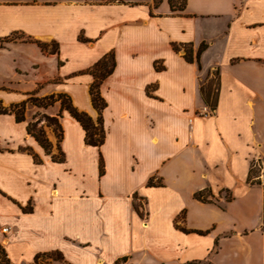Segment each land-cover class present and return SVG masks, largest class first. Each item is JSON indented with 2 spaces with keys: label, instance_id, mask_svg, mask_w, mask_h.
Listing matches in <instances>:
<instances>
[{
  "label": "crops",
  "instance_id": "obj_1",
  "mask_svg": "<svg viewBox=\"0 0 264 264\" xmlns=\"http://www.w3.org/2000/svg\"><path fill=\"white\" fill-rule=\"evenodd\" d=\"M164 1L0 0V40H31L0 48L5 106L65 94L96 119L89 71L108 54L115 64L99 88V148L62 111L59 143L45 127L51 155L64 157L53 162L26 121L0 115L8 264L52 253L64 264H264V0H186L179 13ZM214 71L210 113L199 88ZM252 167L261 175L249 178ZM204 190L210 203L194 198Z\"/></svg>",
  "mask_w": 264,
  "mask_h": 264
},
{
  "label": "trees",
  "instance_id": "obj_2",
  "mask_svg": "<svg viewBox=\"0 0 264 264\" xmlns=\"http://www.w3.org/2000/svg\"><path fill=\"white\" fill-rule=\"evenodd\" d=\"M116 1V0H108V2ZM161 1L163 0H153L154 7H157ZM169 6V10L171 13H179L184 11L186 6V0H165ZM8 39H4L6 41ZM37 46L42 50H46V45L43 43H38ZM174 49L176 50V46H174ZM205 46L202 45L198 47L195 56L193 57L192 51L190 49L185 50L184 59L186 62L192 63L193 60H195L198 63V59L200 54L204 51ZM56 51V49H55ZM55 51H50L54 53ZM114 58L112 54H108L104 56L102 59H100L91 69L90 74L93 76V83L89 87V95L92 107L97 112V118L96 120H93L91 117H89L84 112H79L71 102V99L69 96L65 94H58V95H51L46 96L43 98H28V101L37 107L46 108L49 106H52L54 103L58 102L60 106V111L56 116L50 117V116H44L47 126H53L54 131L56 132L57 141L58 143L62 139V128L60 126L59 119L61 118V112L66 111L71 118H73L82 128L84 132V143L87 146L99 148L104 141L105 132L103 128V119H102V112L106 107V103L103 100V98L100 95V85L101 83L112 73L114 69ZM217 72L215 73V75ZM218 81V80H217ZM217 91H218V82L215 86L214 90L208 89L205 85H202L199 88V95L205 104L209 108L211 112H213L217 105ZM25 102H21L18 104L11 105L8 108L2 107L0 102V115H6V114H12L14 116V119L16 122H23L24 121V107ZM38 122L29 123L26 126V132L28 135H30L35 142L43 149V151L50 155L51 161L56 163H61L64 160L63 153L61 152L60 148H58L57 155H51V144L48 142L47 138L45 137L44 130L42 127L36 128ZM35 162H39L35 159ZM253 167L250 171L249 178L251 175H253ZM99 174L100 176L103 174V161L102 158H99ZM148 186H156L160 185L159 182H153V179H149L147 182ZM194 198L200 202L203 203H210L211 200V194L209 190H204L201 192H197L194 195ZM263 226H264V203H263ZM183 232L188 233L189 231L182 229ZM199 235L205 234V232L200 231H193ZM54 257L57 258V260H62V257L58 253H52V254H42L35 257L33 264H39L40 261ZM0 264H8V261L5 259L0 260ZM185 264H211L208 261H193L188 262Z\"/></svg>",
  "mask_w": 264,
  "mask_h": 264
},
{
  "label": "rangeland",
  "instance_id": "obj_3",
  "mask_svg": "<svg viewBox=\"0 0 264 264\" xmlns=\"http://www.w3.org/2000/svg\"><path fill=\"white\" fill-rule=\"evenodd\" d=\"M99 1H106V0H99ZM164 3L167 5V2L164 1ZM8 40L4 41V40H0V48H3L6 46L7 43H10V42H14V41H24V42H31V40L29 39H25L23 38L22 36L20 35H12L10 38H7ZM39 43V42H38ZM46 45V50H49V51H55V46L54 45H48V44H45ZM213 74L211 75L210 78H208V80L206 81V83L204 84L208 89L210 90H214L215 89V86L217 84V74L215 75V71L212 72ZM43 98L41 95L39 94H30L28 96H26L25 100L22 101V102H25V107H24V121L27 122V124L29 123H34V122H38L37 123V129L42 127V129L44 130V133H45V127L47 128H51L53 131H54V128L53 126H47V123L45 121V119L43 118L44 116H49L47 114V111L49 109V107H46V108H42V107H37V106H34L32 105L29 101H28V98ZM1 102V101H0ZM58 103V102H56ZM18 104V103H17ZM14 105V104H12ZM54 105V104H53ZM52 105V106H53ZM1 106L2 107H5V108H8L10 106H5L2 102H1ZM209 112L211 113V111L209 110ZM57 115V114H56ZM55 115V116H56ZM93 120H96V119H93ZM55 135H56V132L54 131ZM45 137H46V133H45ZM57 137V136H56ZM57 155V154H56ZM253 176H260L261 172H260V169L257 168V167H254L253 168ZM3 259L5 260L6 257H5V252L2 248V246L0 245V260ZM39 264H64V262L62 260H57V258H54V257H50L46 260H42L39 262Z\"/></svg>",
  "mask_w": 264,
  "mask_h": 264
},
{
  "label": "built area",
  "instance_id": "obj_4",
  "mask_svg": "<svg viewBox=\"0 0 264 264\" xmlns=\"http://www.w3.org/2000/svg\"><path fill=\"white\" fill-rule=\"evenodd\" d=\"M1 231H2L3 233H6V232H7V228H3Z\"/></svg>",
  "mask_w": 264,
  "mask_h": 264
}]
</instances>
